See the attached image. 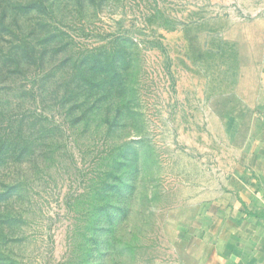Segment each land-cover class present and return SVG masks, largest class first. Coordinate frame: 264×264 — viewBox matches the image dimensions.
<instances>
[{"label": "rangeland", "instance_id": "374dc122", "mask_svg": "<svg viewBox=\"0 0 264 264\" xmlns=\"http://www.w3.org/2000/svg\"><path fill=\"white\" fill-rule=\"evenodd\" d=\"M8 4L18 13L5 15ZM27 5L42 15L23 13ZM234 8L210 0L0 5V57L14 50L29 62L19 76L0 73V88L4 79L11 92L43 84L49 92L42 104L10 107L26 119L20 149L0 154V264H182L175 215L207 167L219 165L225 141L239 144L251 125L234 94L239 53L224 36L246 19ZM23 37L33 59L19 49ZM112 75L113 105L94 109L83 95L68 123L63 94L101 98V80L110 86ZM40 115L49 121L34 120Z\"/></svg>", "mask_w": 264, "mask_h": 264}, {"label": "crops", "instance_id": "0c3cea01", "mask_svg": "<svg viewBox=\"0 0 264 264\" xmlns=\"http://www.w3.org/2000/svg\"><path fill=\"white\" fill-rule=\"evenodd\" d=\"M210 1L235 4L246 18L235 19L224 36L237 47L234 94L252 120L239 144L225 141L219 165L207 167L206 179L178 209L174 241L182 264H264V0Z\"/></svg>", "mask_w": 264, "mask_h": 264}, {"label": "trees", "instance_id": "16d2710c", "mask_svg": "<svg viewBox=\"0 0 264 264\" xmlns=\"http://www.w3.org/2000/svg\"><path fill=\"white\" fill-rule=\"evenodd\" d=\"M7 1L0 0V5L6 4ZM3 11L5 15H7L9 11H11L14 14L18 13L17 9L14 10L13 8H11L10 4L6 5ZM31 11H33V13L38 12L39 14L42 15L41 11L33 9V6H30V5H27V7L24 8L23 13L29 14ZM5 15H4V18H5ZM46 37L47 35L39 39V42H41L42 45H45L43 46L44 49L46 48L47 43L51 41V40H45ZM25 40L27 39L23 37V39L20 42H26ZM30 43H33V42H31L30 40H27V43H24L23 46L19 47V49L22 50L27 57L33 59V57L29 55L27 51V49L31 45ZM33 46H36L35 42ZM13 56H14V50L13 52L12 50H9L7 55L2 54L0 57V61L4 60L3 61L4 66L0 68V73L1 75H3L4 78L10 79L12 76H15V75L19 76L21 74H24L22 68L25 66V64L29 63L27 60L24 59V56L21 55L19 52L15 53V58H13ZM12 65H15L14 71L12 70ZM39 65L41 64H37L36 66L39 67ZM114 76L115 75H112V84L110 86H108L110 83L108 81H105V78L101 80L102 84H100L99 86H102V87L105 86V89L103 90H105L108 93L106 94L105 92V95L101 96V98L100 96L98 97L93 96V93L90 91H87L84 93V90L82 89H79L78 91H73V90L70 92L68 91L69 95H71L72 100H73V104L69 109L66 106V103L69 101L68 92L66 91L67 94H63L62 99L58 100L57 102L60 105V108L64 113L65 120L69 123L70 119H73V122H74V113L76 112L78 108L77 101L83 95H85L90 102L94 103L93 105L94 109H98L97 106L105 104L104 102L109 103L111 101V103L109 104L113 105V98L115 96L113 94V90H114L113 87L115 86V84L113 83H114V78H116ZM87 77L88 76L82 77V81L85 84H89V82H87V79L89 77L88 78ZM94 82L95 81L92 82L93 86L90 87L92 90H96L99 87L97 86V84L95 85ZM2 83H3L2 84L3 87L0 88V154L4 153L5 155H7L8 153H10L14 156V152L16 153L20 149L18 146L23 142V135L20 134V129H21L20 126H21V122H24L26 119L25 113L22 114L23 116L22 115L18 116V115H14V111L21 108L24 104L28 102L29 104L31 103L36 104L37 102L39 104H42L46 102V97L49 94V92L46 91V89H43L44 84L41 86L40 89L33 88L32 90H27L26 88H23L21 86L18 89H14V91L11 92L10 91L11 89H9L8 86L5 85L6 80L3 79ZM71 83H75V82H71ZM14 100L18 101L19 105H21L19 106V108H10L11 105H13ZM122 110L123 109H121V111ZM26 111H29V109H27ZM69 112H71V115L69 114ZM34 120H36L39 123L43 121H49L47 117H44L41 115L38 118H35ZM17 125H20V126L17 127Z\"/></svg>", "mask_w": 264, "mask_h": 264}]
</instances>
